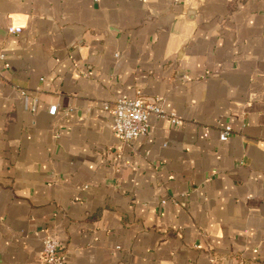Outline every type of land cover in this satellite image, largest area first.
<instances>
[{
  "label": "crops",
  "instance_id": "obj_1",
  "mask_svg": "<svg viewBox=\"0 0 264 264\" xmlns=\"http://www.w3.org/2000/svg\"><path fill=\"white\" fill-rule=\"evenodd\" d=\"M138 96L183 122L123 140L103 105ZM47 236L68 264H264V0H0V264Z\"/></svg>",
  "mask_w": 264,
  "mask_h": 264
},
{
  "label": "built area",
  "instance_id": "obj_2",
  "mask_svg": "<svg viewBox=\"0 0 264 264\" xmlns=\"http://www.w3.org/2000/svg\"><path fill=\"white\" fill-rule=\"evenodd\" d=\"M10 33H19L21 27H8ZM103 107L113 114V129L125 141H131L140 135H146L150 131L149 118L151 115L179 125L183 121L175 112L167 111L160 97H119L113 103L105 102ZM33 110H36L34 104ZM58 105H51L49 113L55 116ZM233 133V126L227 125L220 132V139L227 141ZM208 134L205 133V136ZM165 202V200L163 201ZM42 264H68V254L62 241L57 236H47L43 240Z\"/></svg>",
  "mask_w": 264,
  "mask_h": 264
}]
</instances>
